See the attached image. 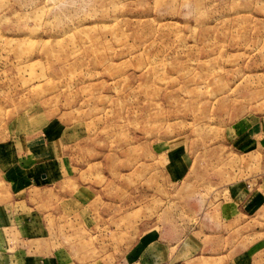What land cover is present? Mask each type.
Here are the masks:
<instances>
[{
    "label": "rangeland",
    "instance_id": "obj_1",
    "mask_svg": "<svg viewBox=\"0 0 264 264\" xmlns=\"http://www.w3.org/2000/svg\"><path fill=\"white\" fill-rule=\"evenodd\" d=\"M29 151L52 189L19 209L77 260L120 263L177 163L176 209L197 195L199 222L264 264L262 187L259 209L216 218L227 187L264 179V0H0V200Z\"/></svg>",
    "mask_w": 264,
    "mask_h": 264
},
{
    "label": "crops",
    "instance_id": "obj_2",
    "mask_svg": "<svg viewBox=\"0 0 264 264\" xmlns=\"http://www.w3.org/2000/svg\"><path fill=\"white\" fill-rule=\"evenodd\" d=\"M36 155L29 151L22 163L20 158L16 159L18 162H13L7 169L9 195L0 200V264H99L98 260H77L61 238H51L42 217L35 211L31 212L33 207L30 206L32 210L29 212L19 209L27 206L35 188L41 191L52 189L48 187L53 176L46 173L47 163ZM173 173L176 176L170 182L172 192L163 194L167 197L164 202L168 207L164 206L159 211L170 216L160 220L157 212L156 219L148 221L149 215L143 214L142 227L137 235L131 233L129 242H124L123 246L116 245L122 252L118 264H244V258L232 254V247L227 245L223 235L213 231L209 223L199 222L200 218L208 219L214 211L204 210L198 216L197 195L192 194L187 199L188 209H180V204L176 209V202L181 201L180 190L186 183L180 181L182 175L177 163ZM38 174L43 176L38 178ZM3 183L6 185V181ZM188 185L189 190L193 188L191 182ZM250 185L239 183L226 188L216 207L218 221L227 223L246 214L244 212L261 207L262 192L259 190L262 187L264 193V179L257 185Z\"/></svg>",
    "mask_w": 264,
    "mask_h": 264
}]
</instances>
